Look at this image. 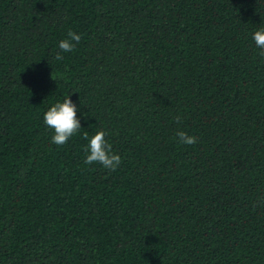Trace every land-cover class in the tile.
Wrapping results in <instances>:
<instances>
[{
  "label": "trees",
  "instance_id": "1",
  "mask_svg": "<svg viewBox=\"0 0 264 264\" xmlns=\"http://www.w3.org/2000/svg\"><path fill=\"white\" fill-rule=\"evenodd\" d=\"M260 27L264 0H0V264H264Z\"/></svg>",
  "mask_w": 264,
  "mask_h": 264
},
{
  "label": "clouds",
  "instance_id": "2",
  "mask_svg": "<svg viewBox=\"0 0 264 264\" xmlns=\"http://www.w3.org/2000/svg\"><path fill=\"white\" fill-rule=\"evenodd\" d=\"M81 36L73 31L67 33V37L59 42L60 52L56 55V60H62L60 53H70L74 51L76 45L80 42ZM253 40L256 46L261 49L260 55L264 56V27H260L253 34ZM79 111L77 105L73 103L70 96L64 101L56 103L44 114L46 126L54 130L51 142L57 146L68 143L69 139L81 128L80 120L77 118ZM177 121L180 117L176 118ZM107 133L103 130L97 131L90 139L87 133H84V139L88 144L84 151L86 165L100 164L105 169L115 171L121 165L122 160L119 154L112 151V145L105 139ZM176 137L179 143L184 145H194L197 143V137L188 134L185 131H178Z\"/></svg>",
  "mask_w": 264,
  "mask_h": 264
}]
</instances>
